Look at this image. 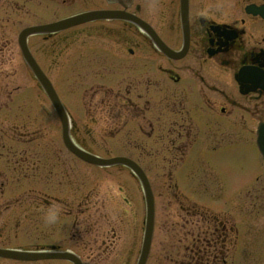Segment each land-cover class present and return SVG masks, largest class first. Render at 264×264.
<instances>
[{
    "label": "flooded vegetation",
    "instance_id": "flooded-vegetation-1",
    "mask_svg": "<svg viewBox=\"0 0 264 264\" xmlns=\"http://www.w3.org/2000/svg\"><path fill=\"white\" fill-rule=\"evenodd\" d=\"M77 14L95 17L28 45L53 82L78 87L63 101L75 144L131 159L157 204L178 205L158 213L165 242L145 264H231L243 224L214 204L264 203V90L248 78L264 74V0H0V249L37 256L0 264L139 263L145 196L134 170L77 157L51 103L41 115L33 85L17 83L31 70L13 16L45 24ZM248 149L254 176L231 188L222 172ZM50 204L61 209L54 226L42 220Z\"/></svg>",
    "mask_w": 264,
    "mask_h": 264
},
{
    "label": "rangeland",
    "instance_id": "rangeland-1",
    "mask_svg": "<svg viewBox=\"0 0 264 264\" xmlns=\"http://www.w3.org/2000/svg\"><path fill=\"white\" fill-rule=\"evenodd\" d=\"M13 20L17 22H21L18 29H21L23 26L30 24L31 22L25 17H16L13 16ZM17 83L22 87H26L27 85H33V87H29L30 93L37 94L39 104H40V114H44L47 112V101L46 96L41 90L36 89V80L30 74H28L25 70H21V74L16 76ZM55 80H58L56 83L62 92L69 99L78 98V87L74 86V82L71 81L73 84L72 87H66L65 79L62 75L53 76ZM72 91L73 93H71ZM24 95L27 92L23 93ZM25 101L27 100L24 98ZM23 99V100H24ZM34 99V98H33ZM35 100V99H34ZM28 102V100H27ZM252 158H251V150L248 149V156L247 161L243 163L235 162L234 160L231 161L229 164V169L224 170L222 173L225 175L227 179V185L233 187H238L242 182L246 181L247 179H251L254 176L255 169L251 166ZM245 165V166H244ZM264 177V169L261 171ZM264 180V179H263ZM254 184V181L252 182ZM261 186L260 183H256L253 185L251 190H254ZM218 188V187H217ZM216 188V190H217ZM230 188V189H231ZM223 191V189L221 190ZM229 191V189H228ZM227 191V192H228ZM218 195V193H217ZM221 195H225L224 192ZM227 205L225 210H231L233 213H237L240 215V219L242 222L241 230L244 234V249H240L238 252L232 253L231 264H264V203H228L224 204ZM157 213L160 212L162 215L164 213H174L178 211L177 204H157ZM231 208V209H230ZM217 209V208H216ZM215 209V210H216ZM247 209V215H245V210ZM246 217V218H245ZM243 219V221H242ZM246 219V223H245ZM158 227L156 231V238L154 243H163L165 242V238L163 236V230Z\"/></svg>",
    "mask_w": 264,
    "mask_h": 264
},
{
    "label": "water",
    "instance_id": "water-1",
    "mask_svg": "<svg viewBox=\"0 0 264 264\" xmlns=\"http://www.w3.org/2000/svg\"><path fill=\"white\" fill-rule=\"evenodd\" d=\"M73 23H71V24H73ZM66 26H68V25H66ZM61 28H63V27L61 26V27H57V28H54V29H45V30H41V31L42 32H55V31L60 30ZM41 31H38L37 33L41 32ZM31 32H33L32 29H29L27 34L28 35L32 34ZM33 33H36V32H33ZM23 44L24 43H22V46H23ZM23 51H24V56H25L27 62L29 63V65L33 69V71L35 72L36 76L39 78L41 84L43 85L45 91L47 92V94L49 95L51 100L54 102V104H55V106H56L61 118L63 119V124H65L66 122H65V116L63 114V109H62L61 104L57 101V96H56L53 88L45 80L46 77L39 70L37 64L33 60L32 56L29 53V51H26L24 49V46H23ZM259 135H260L259 144L261 146L262 151L264 152V125L262 126V129L260 130ZM144 187H145V190H146V193H147L146 199H147V211H148V222H149L148 225H147L148 226L147 230L149 231V234L152 235L151 233L153 231L154 200H153V196H152V194H151V192L149 190V187L145 183H144ZM150 241H151V236L148 239V243H150ZM21 254L22 253L15 254V253H11V252L3 253V255H5V256H12V257H17L18 256L17 258H32L31 257L32 254H22V255Z\"/></svg>",
    "mask_w": 264,
    "mask_h": 264
},
{
    "label": "clouds",
    "instance_id": "clouds-1",
    "mask_svg": "<svg viewBox=\"0 0 264 264\" xmlns=\"http://www.w3.org/2000/svg\"><path fill=\"white\" fill-rule=\"evenodd\" d=\"M43 223L47 226H54L60 219L61 209L55 204H50L41 209Z\"/></svg>",
    "mask_w": 264,
    "mask_h": 264
}]
</instances>
